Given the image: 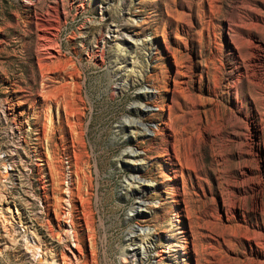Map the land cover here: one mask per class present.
I'll return each instance as SVG.
<instances>
[{
	"label": "rangeland",
	"instance_id": "rangeland-1",
	"mask_svg": "<svg viewBox=\"0 0 264 264\" xmlns=\"http://www.w3.org/2000/svg\"><path fill=\"white\" fill-rule=\"evenodd\" d=\"M212 2L0 0V264H264V161L247 125L260 119L229 49L241 14L264 47V0ZM41 42L58 50L43 65ZM139 227L152 233L142 261Z\"/></svg>",
	"mask_w": 264,
	"mask_h": 264
},
{
	"label": "bare ground",
	"instance_id": "bare-ground-1",
	"mask_svg": "<svg viewBox=\"0 0 264 264\" xmlns=\"http://www.w3.org/2000/svg\"><path fill=\"white\" fill-rule=\"evenodd\" d=\"M209 1H210V3H209L210 7L209 8L213 9V2H212V0H209ZM239 16H240L239 17L240 18L239 24H236L235 27L233 25H229V31L231 33H234L233 37H231V39H230L231 41H230V45H229L230 48L229 49L231 50V56L238 63V64H235L233 66V68L235 70H237V75L235 76V78H236L237 81L238 80H242V79L246 80V82L248 84V87H249L248 88L249 89V93H248L247 97L251 100L252 106H253V110L255 111V113L259 114L260 123L257 124L256 121L252 120V119H248L247 120L248 128L250 129V131H252L253 135H256V137L259 139L258 142H255V140H251V142L248 143V144L250 146H252V147H255V151H256V155H257V158H256L257 162H260V161L262 162V161H264V142H262V139L264 140V119L260 116L261 114L259 113V109L260 108L264 109V47L262 46L258 36H256L253 33H248V35H247L248 38L247 39L245 38L246 37V33H244L245 30H244L243 16H242V14L239 15ZM241 17H242V20H241ZM53 30H54V24L52 23L50 25V29L48 31L46 29L45 30H41V34L39 35L40 39L42 37V39H46L48 41L50 40V42H51L52 37H54L53 36L54 33H52ZM122 36L123 37H122L121 41L124 42V45L125 44H127V45L129 44L128 46L127 45L126 46L128 48H130L132 51L136 50L137 47H138V43L141 42V40L139 38L133 37V34L128 33V31H125ZM98 41H97L96 48L99 51V49H101V48L103 49L104 43L102 44V47H101V46H99L100 42L98 43ZM121 41H120V43H122ZM120 43H118V44H120ZM48 44H46V43L45 44L44 43L41 44L42 49L40 51L41 52L40 53L41 57H40V60H39L40 61L39 64H41L42 62L44 63L46 59H50V58L52 59V57H56V54L58 53V50H56L55 46H54L55 48L53 47V49L49 48L50 50L47 47H44L45 45H48ZM242 44H246L248 46V51H249L248 52L249 54H247V55H249L248 61H245V58L247 56H245L243 54ZM144 45L146 46V49L150 50L149 52L151 53V51L154 48L153 41L147 40V42H144ZM118 47H119L118 49H121L120 46H118ZM244 47H246V46H244ZM243 60H244L245 63L242 62ZM43 63H42V65H43ZM132 64L135 65L136 63L132 62ZM44 70H46V69H44ZM42 73H43V71H42ZM151 92L152 91L146 92L145 96H147L149 98L151 96L150 95ZM242 103L243 102L237 98L236 107L238 109H240L241 106H242ZM145 107H147V106L145 105ZM232 119L234 120V122L237 121L235 118H232ZM166 125L169 126L171 124L168 123ZM169 128H168V130H169ZM155 129H157V126H156ZM162 131L165 132V131H167V129L164 128V130H162ZM146 132H152V134L154 136L157 135L155 130L147 129ZM250 137H248V138H250ZM129 155L131 156V160L134 163H141V162L144 161V159L142 158V154L140 152H138V151H131V153ZM136 169H137V167H136ZM262 174H264V173H262V171L260 169V166H258V178L259 179L262 176ZM136 179H138V178L136 177ZM241 179H242L241 180V184H242L244 181H247L248 179H251L250 178V174H248L247 171H244L242 173V178ZM263 179H264V177H263ZM262 189H263V187H262ZM261 206H264V204L261 203L257 199V197L254 195L252 209L254 211H256ZM134 210H136V209H134ZM177 222H178V220L175 219L174 224L176 225ZM139 231H140V233H139L138 241H140V242H139V244L137 243V249L133 250L132 258H136L137 260L142 261V258L146 257L147 256V252L149 251V247H150L149 238L151 237L152 233L150 231V228H140ZM72 243L73 244H68L67 245V250H68L70 256L75 258V254H77V253H75V251L78 252V250H77L78 245L76 246L77 242L75 241V239H74V241ZM80 249L81 248H79V250Z\"/></svg>",
	"mask_w": 264,
	"mask_h": 264
},
{
	"label": "built area",
	"instance_id": "built-area-1",
	"mask_svg": "<svg viewBox=\"0 0 264 264\" xmlns=\"http://www.w3.org/2000/svg\"><path fill=\"white\" fill-rule=\"evenodd\" d=\"M25 142L26 141H24V144ZM30 154L33 158V165L37 166L38 163L36 162L37 161L36 151L34 150L33 147L30 148ZM17 167H18L17 160H16V157H14L13 152H10V150H3L2 151L3 175L5 177L10 176V175L12 176L16 175L15 171H17ZM72 179H73L72 165L70 162L69 155L68 153H66L61 156V181H62L63 200H64L63 203H65L66 206H68L69 204V194H70L72 182H73ZM67 219L68 218H66V220ZM64 221H65V217H64Z\"/></svg>",
	"mask_w": 264,
	"mask_h": 264
}]
</instances>
